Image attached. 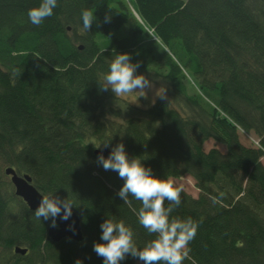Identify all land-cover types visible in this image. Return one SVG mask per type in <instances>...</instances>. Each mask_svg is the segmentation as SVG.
I'll return each mask as SVG.
<instances>
[{"label": "trees", "instance_id": "1", "mask_svg": "<svg viewBox=\"0 0 264 264\" xmlns=\"http://www.w3.org/2000/svg\"><path fill=\"white\" fill-rule=\"evenodd\" d=\"M134 1L58 0L36 26L27 12L41 0H0V264H103L93 246L108 217L130 226L138 247L154 238L133 211L140 202L117 195L124 181L97 163L89 139L123 142L158 177L196 179L199 196L182 189L171 213L200 222L183 264H264V0ZM83 9L96 17L91 31ZM122 52L168 95L125 122L108 106L118 97L98 83ZM239 128L261 147L243 144ZM212 139L226 151L207 150ZM8 166L73 200L84 240L47 238L51 220L37 221L16 196ZM16 245L28 252H12Z\"/></svg>", "mask_w": 264, "mask_h": 264}, {"label": "clouds", "instance_id": "2", "mask_svg": "<svg viewBox=\"0 0 264 264\" xmlns=\"http://www.w3.org/2000/svg\"><path fill=\"white\" fill-rule=\"evenodd\" d=\"M58 0H41L38 6L28 9L29 21L36 26L53 15ZM96 19L92 10H82L83 29L91 31ZM111 17L105 15L104 22L109 23ZM140 63H133L127 52L117 53L112 59L109 70L104 74L99 87L101 91H111L116 97L136 94L135 103L139 98L148 99L149 89L155 87L143 73L137 74ZM155 97L166 98V89L161 87L155 90ZM109 147V140L99 144L100 147ZM97 163L103 168L118 173L124 181L117 195L125 204L131 206L129 197L139 201V210L136 213L138 223L154 238L138 247L134 240L133 229L123 220L114 218L105 219L100 228L102 230L100 241L94 242L93 251L103 259V264H120L128 255L137 258L143 264H183L190 252V242L195 239L199 228V221L188 217L181 219L171 217V213L181 204L182 187L173 181L153 174L150 167H145L139 157H129L123 142L111 148L110 154L105 157L103 153L97 157ZM167 202V206H166ZM77 206L68 197H61L57 192L42 195L38 206L33 211L37 221L51 220V226L57 227L56 218L67 221ZM75 264H82L77 258Z\"/></svg>", "mask_w": 264, "mask_h": 264}, {"label": "rangeland", "instance_id": "3", "mask_svg": "<svg viewBox=\"0 0 264 264\" xmlns=\"http://www.w3.org/2000/svg\"><path fill=\"white\" fill-rule=\"evenodd\" d=\"M129 1H132L135 4L134 0H129ZM151 34H152V32H151ZM152 40H156L155 36H153ZM187 84H188L189 90L191 92H199V87L197 86V84L194 82L193 78L190 75H188ZM154 85H155V87L153 89L147 90L148 91V99H144L143 97H140L139 103H135V102H137L135 93H132V94H129L126 96H120L117 99H114L113 101H109L108 106L111 108H114L115 110H118L120 112L117 116H114V119H116L119 122H125L126 118H128V117H136V116L144 117L146 115V109L149 108V106H151L153 104L152 100L155 96V90L159 87H161V90H163L165 88V86L162 85L161 83H154ZM165 89L167 90V88H165ZM166 96H168L167 91H166ZM157 98L158 97H155V101ZM123 100H124V102H123ZM119 109H121V110H119ZM248 134H246L244 132L243 133L240 132L239 135L241 136L242 143L245 145H250V146L256 145V146L261 147V145L258 143V141H259L258 137L255 134H253L252 132L248 133ZM88 142L93 143L94 150L103 148V145H101L100 147H97V146H99L100 142L102 143V141L99 142V140L97 141L96 139H94V140L89 139ZM215 146L218 147L222 152L226 151V146H224L223 144H219V143L214 142L213 139L211 141L207 140L205 142V147L207 150L208 149L210 150L212 147H215ZM112 147H114V146L109 144L110 151H111ZM126 152L128 153L130 158L133 157V155H131L130 152H128V151H126ZM262 160L264 163V157L262 158ZM4 178L8 184H11L9 182L10 180L8 177L5 176ZM168 180L173 181L177 186L182 187V189H184L185 191L189 192L192 195L197 196L200 192V190L198 189L197 184H196V179H194V177L191 176L189 173L182 174L180 177H173L172 176ZM80 220H81V217H80ZM50 227H51V222L49 223V225L46 228L45 236L47 238L51 239L53 242H58L56 240L54 241L51 238V236L49 234V228ZM81 227H82V222H81ZM81 231L83 234V227L81 228ZM82 236H83L82 240H84V234ZM63 239H67V238H62L61 240H63ZM61 240H59V241H61ZM24 248H26L28 250L27 246H25ZM14 250L15 249L13 248L12 252H15ZM135 264H143V262L137 261Z\"/></svg>", "mask_w": 264, "mask_h": 264}, {"label": "water", "instance_id": "4", "mask_svg": "<svg viewBox=\"0 0 264 264\" xmlns=\"http://www.w3.org/2000/svg\"><path fill=\"white\" fill-rule=\"evenodd\" d=\"M94 152L97 156H99L102 152L103 155L107 157L111 151L109 147H103L101 149H95ZM5 174L11 177V180L14 184L16 196L23 198L29 208L35 210L40 200L42 199V195L44 194H42L41 191L33 184V176H30L27 173L20 176L16 173V170L13 166L6 167ZM56 222L58 225L57 227L51 226L49 228V234L54 241H59L62 238L67 237L73 238L75 240L83 239V234L81 231V220L80 217H78L77 213H75L74 211L67 221L61 220L58 216L56 218ZM14 249L15 252H19L23 255L28 252L26 248H21L19 246H16Z\"/></svg>", "mask_w": 264, "mask_h": 264}, {"label": "bare ground", "instance_id": "5", "mask_svg": "<svg viewBox=\"0 0 264 264\" xmlns=\"http://www.w3.org/2000/svg\"><path fill=\"white\" fill-rule=\"evenodd\" d=\"M235 124H236V123H235ZM236 125H237V127H238V124H236ZM240 132H242V133L244 132V133H246V134L252 132L253 134H255V132H253V131H246V130H244V129L239 128V134H240ZM248 135H249V134H248ZM255 135H256V134H255ZM240 139H241V136H240ZM258 143H259V141H258ZM260 160H261L262 164L264 165L263 160H262V159H260ZM14 169H15V168H14ZM15 170H16V169H15ZM16 173H17L18 175H20V176H21L22 174H25V173H21V174H20V173L17 172V170H16ZM27 174H28V173H27ZM5 176L9 178L10 183L12 184V186H13V188H14V184H13V182H12V180H11V177L8 176V175H6V174H5ZM33 184H34V182H33ZM34 185H35V184H34ZM35 187H36V185H35ZM37 188H38V187H37ZM38 189H39V188H38ZM39 190H40V189H39ZM40 191H41V190H40ZM186 192H187V191H186ZM200 192H201V190H200ZM200 192H199V194H200ZM41 193H42V194H45V193L42 192V191H41ZM187 193H188L189 195H192V194H190L189 192H187ZM199 194H198L197 196H195V195H192V196H194V197L197 198V197L199 196ZM17 197H18V196H17ZM19 198H20V197H19ZM21 199H22V200L25 202V204L27 205L26 201H25L23 198H21ZM27 206H28V205H27ZM28 208H29V206H28ZM30 209H31V208H30ZM31 210H32V209H31ZM32 211H33V210H32ZM73 211H74V210H73ZM67 238L72 239V240H74V241H76V242H77V241H82V240H75V239L70 238V237H67ZM16 246L21 247L20 245H16ZM16 246H15V247H16ZM15 247H14V248H15ZM21 248H22V247H21ZM16 253H17V254H21V253H19V252H16Z\"/></svg>", "mask_w": 264, "mask_h": 264}]
</instances>
